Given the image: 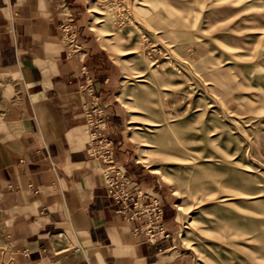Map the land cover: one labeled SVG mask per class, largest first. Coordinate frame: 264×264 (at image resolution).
I'll return each instance as SVG.
<instances>
[{
  "label": "rangeland",
  "instance_id": "obj_1",
  "mask_svg": "<svg viewBox=\"0 0 264 264\" xmlns=\"http://www.w3.org/2000/svg\"><path fill=\"white\" fill-rule=\"evenodd\" d=\"M86 4L172 248L186 264H264V0Z\"/></svg>",
  "mask_w": 264,
  "mask_h": 264
},
{
  "label": "crops",
  "instance_id": "obj_2",
  "mask_svg": "<svg viewBox=\"0 0 264 264\" xmlns=\"http://www.w3.org/2000/svg\"><path fill=\"white\" fill-rule=\"evenodd\" d=\"M96 35L86 0H0V264H186L159 186L134 159L119 69ZM91 97L105 106L124 189L161 204L156 243L132 233L86 157Z\"/></svg>",
  "mask_w": 264,
  "mask_h": 264
},
{
  "label": "built area",
  "instance_id": "obj_3",
  "mask_svg": "<svg viewBox=\"0 0 264 264\" xmlns=\"http://www.w3.org/2000/svg\"><path fill=\"white\" fill-rule=\"evenodd\" d=\"M82 117L81 133L86 136V157L98 165L105 194L117 205L115 212L127 221H135L132 233L142 236L149 244L166 237V230L161 225L162 211L158 199L141 202L138 191L124 189L123 172L114 163L112 140L106 132L105 106L91 97L82 105Z\"/></svg>",
  "mask_w": 264,
  "mask_h": 264
}]
</instances>
